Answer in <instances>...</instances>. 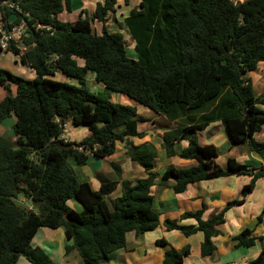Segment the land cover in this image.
I'll return each instance as SVG.
<instances>
[{"label":"trees","instance_id":"trees-1","mask_svg":"<svg viewBox=\"0 0 264 264\" xmlns=\"http://www.w3.org/2000/svg\"><path fill=\"white\" fill-rule=\"evenodd\" d=\"M15 3L30 17L15 13V24L24 22L27 27L21 61L33 77L23 79L0 69V85H16L15 94L0 101V124L11 114L15 117L12 138L0 137V264H16L20 256L30 264H55L44 251L31 247L40 228L63 230L64 257L72 255L75 264H109L111 254L125 248L128 233L139 236L158 227L152 187L181 194L195 183L250 177L241 189L242 199L228 203L210 220L202 221L198 211L163 222L168 232L186 237L202 233L200 255L209 256L224 213L243 204L256 181L264 178V164L251 168L228 159L227 168L221 169L215 163V147L198 142L199 132L220 122L232 146L246 144L264 163V142L253 139L264 124L260 108L264 96L254 97L248 77L264 64V0H139L123 20L136 59L128 57L123 34L110 33L106 27L117 0L96 3L91 17L83 10L84 16L74 22L58 20L60 14L72 12L71 0ZM94 22L102 25L101 32L92 30ZM34 24L49 29L36 30ZM57 73L68 82L54 79ZM89 74L103 86L101 92L89 90ZM110 93L126 95L174 122L176 127L161 136V151L170 158L194 160L197 166H169L157 179L154 146H133L128 140L145 136L137 131L141 118L136 108L112 102ZM67 122L87 128L88 137L78 143L61 139ZM117 142L124 144L126 158L146 176L126 187L109 206L106 197L116 181L102 182L95 192L77 178L67 160L84 166L89 154L104 159L115 152ZM179 142L187 146L176 154L174 145ZM19 199L28 201L29 207L20 205ZM72 199L81 211L68 206ZM31 202H39L38 208ZM188 219L196 225L181 224ZM235 240L246 249L261 241L248 230ZM166 244L164 239L155 242L157 247ZM188 253L189 247L169 249L162 264H182ZM251 264H264L263 244Z\"/></svg>","mask_w":264,"mask_h":264},{"label":"crops","instance_id":"crops-1","mask_svg":"<svg viewBox=\"0 0 264 264\" xmlns=\"http://www.w3.org/2000/svg\"><path fill=\"white\" fill-rule=\"evenodd\" d=\"M59 16L58 20H60ZM248 77L251 80L254 97L264 96V64L259 63L256 70L250 72ZM91 78L94 81L93 76ZM58 80L62 81V77L60 76ZM94 83L98 88L103 89L101 84ZM110 98L112 102H116L111 96ZM260 108L264 110V105ZM139 117L141 120L137 122V131L143 132L145 136L143 138L129 137L128 140L133 146L144 143L154 146L158 152V158L155 161L153 174L157 179L169 166L176 169L197 166V162L194 160H182L177 156L170 158L161 151V136L163 132L176 127L174 122L168 121L164 116L155 113L147 116L139 114ZM139 123H142V125ZM70 126V122L65 123L61 139L68 142H80V140H75L77 132L70 131ZM67 128L71 133L66 130ZM81 135H83V139L88 137V130ZM253 139L257 142H264V124L254 134ZM198 142L201 146L212 145L215 147L217 151L215 163L223 170L226 169L228 159H233L237 163L251 168H259L264 164L263 159L251 152L246 144L232 146L220 122L212 123L205 130L199 132ZM186 146V142L176 143L174 145L176 154ZM221 157H224V159H221L222 163L220 164L218 160ZM112 159L116 161H112ZM158 159L164 160L163 163H159ZM73 162L77 164L75 161ZM76 166V170L74 168L73 170L77 178L81 182L88 183L95 192L99 190L102 183L99 179H104L107 176H110L112 180L116 178L114 191L106 197L112 196L113 198V195H115V198L110 200L111 202L119 197L130 184L146 176L142 168L126 158L125 147L122 142L115 143V152L110 156L98 159L89 154L86 165L80 166L77 164ZM115 167H117L119 173ZM249 182L250 177L248 176H229L195 183L188 186L181 194H173L168 187L158 185L152 187L153 210L159 216L158 227L152 232L139 236L128 233L125 237V248L111 254L109 264H162L164 253L167 250H180L184 247H189V253L183 257L182 264H251L260 254L261 245H264V178L256 181L253 191L245 198L243 204L233 206L224 213V223L216 227L219 235L211 240L214 251L209 256L201 257L200 255V246L203 242L202 233L197 232L186 237L177 231L168 232L163 226L165 220H179L184 213H196L198 211H201L202 221L210 220L221 213L228 203L242 199L241 189ZM167 183L168 186L172 185L171 182ZM20 201L23 203L20 205L29 207L28 201L24 199ZM78 208V211H81L79 204ZM181 224L195 226L196 222L193 219H188L182 221ZM244 230L250 231L253 237H258L261 241H257L253 247L248 249L238 247L235 239ZM159 239H164L167 244L157 247L155 242ZM66 244L62 229L40 228L31 241L32 248H39L44 251L55 264H75V257H72V255L68 259L64 257ZM16 264L30 263L23 256H20Z\"/></svg>","mask_w":264,"mask_h":264},{"label":"rangeland","instance_id":"rangeland-1","mask_svg":"<svg viewBox=\"0 0 264 264\" xmlns=\"http://www.w3.org/2000/svg\"><path fill=\"white\" fill-rule=\"evenodd\" d=\"M232 1L234 3H241L245 0H232ZM98 2H102V0H71L72 12L70 14H68L66 12L60 14L59 19L62 22L63 21L74 22L80 16H82L83 10L86 11L88 13L87 15H89L91 17L93 15L95 5ZM138 3H139V0H117L118 7L115 10L116 12L112 15H109V17L107 19V24H106L108 32L123 34V37L125 39V44H126V52L128 54V57L132 58V59H136V54L134 52V43H133V41H132V39L128 33V30L126 29V27L123 24V20L128 15L130 9L137 8ZM91 28L94 32L99 33V32H101L102 25L98 22H94L91 24ZM22 55H23L22 47H19V53H15L12 51L0 52V69L10 73L11 75H13L15 77H20L23 79H31V77H32L31 71L21 61ZM79 64H81V61H79ZM59 77H60V75L57 73L55 75L54 79L58 80ZM91 77H92V75H90V74L86 76V80H87L89 90H91L92 92H101L103 89L98 88L96 86V84L94 83L95 81H93ZM62 81L68 82L65 78H62ZM6 90L9 92H6ZM15 92H16V85L14 83L9 82L8 85H6V86H4L3 84L0 85V101L4 98V96H6L8 94H15ZM110 96L113 99H115L117 103L135 107L136 113L138 116H139V114H141L142 116L144 114L146 116L153 114L152 111H150L149 109L139 105L135 101L128 98L126 95H122V94L116 95L114 93H110ZM14 121H15L14 114H11V116L9 118H7L1 122V124H0V137L5 138V139H11L12 138L13 134H12L11 128H12ZM140 125H142V123ZM66 130L69 131L68 128ZM72 130L77 132V136H76L75 140L81 141L83 139V137H82L83 135H81V134L84 131L86 132L87 128L82 127V126L76 127V126L71 125L70 131H72ZM221 159H224V157L219 158L218 161L220 164L222 163ZM158 160H159V163H163V161H164L162 159H158ZM73 161L74 160L72 158L67 160V162L70 164L72 169L74 168L76 170L77 164H75ZM112 161H116V160L112 159ZM73 165H75V166H73ZM225 168H227V166H225ZM113 179H114V175H113ZM99 181L100 182L112 181V178L110 176H107L104 179H99ZM114 196L115 195H113V198H115ZM113 198H112V196H110L109 198H106V201H107L109 206H111L110 200H112ZM20 200L21 199H19V201H17V202L19 204H23ZM68 206L71 208L72 207L76 208L75 209L76 211L79 210L78 203L73 199L69 200Z\"/></svg>","mask_w":264,"mask_h":264},{"label":"built area","instance_id":"built-area-1","mask_svg":"<svg viewBox=\"0 0 264 264\" xmlns=\"http://www.w3.org/2000/svg\"><path fill=\"white\" fill-rule=\"evenodd\" d=\"M241 2V1H240ZM8 14L6 15V13ZM15 13L30 18L28 14L22 13L16 6L15 0H0V52L12 51L19 53V47H22L23 53L26 50L24 39L27 37V27L25 23L15 24L17 16ZM36 30L49 28L34 24ZM78 150H81L79 148Z\"/></svg>","mask_w":264,"mask_h":264},{"label":"water","instance_id":"water-1","mask_svg":"<svg viewBox=\"0 0 264 264\" xmlns=\"http://www.w3.org/2000/svg\"><path fill=\"white\" fill-rule=\"evenodd\" d=\"M223 64H224V62H223ZM31 205L33 208H38L39 202H31Z\"/></svg>","mask_w":264,"mask_h":264}]
</instances>
